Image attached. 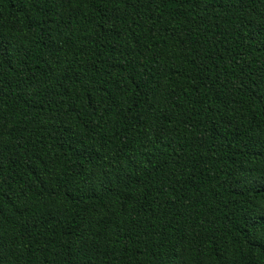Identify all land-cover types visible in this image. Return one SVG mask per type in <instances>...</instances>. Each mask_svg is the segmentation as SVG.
Returning <instances> with one entry per match:
<instances>
[{"label":"trees","instance_id":"1","mask_svg":"<svg viewBox=\"0 0 264 264\" xmlns=\"http://www.w3.org/2000/svg\"><path fill=\"white\" fill-rule=\"evenodd\" d=\"M0 264H264V0H0Z\"/></svg>","mask_w":264,"mask_h":264}]
</instances>
